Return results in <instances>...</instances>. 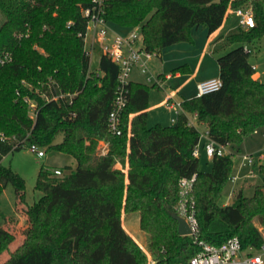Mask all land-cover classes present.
Wrapping results in <instances>:
<instances>
[{
    "label": "trees",
    "instance_id": "obj_1",
    "mask_svg": "<svg viewBox=\"0 0 264 264\" xmlns=\"http://www.w3.org/2000/svg\"><path fill=\"white\" fill-rule=\"evenodd\" d=\"M103 2L108 23L139 28L144 48L156 54L193 41V28L214 32L229 9L252 7L256 25L225 37L231 47L217 57L223 87L182 100L173 124L148 125L152 86L131 81L122 133L116 135L109 131L108 117L119 67L102 54L92 70L84 40L88 17L83 11L94 0H0L5 17L0 25V164L25 143L68 153L77 162L61 177L40 170L36 189L42 195L28 206L30 224L0 264H148L122 224L123 213L133 211L150 236L155 264L186 263L201 250L199 241L220 245L237 236L243 248H260L264 180L253 196L240 189L232 204L220 205L232 177V154L213 156L211 170H201L200 156L194 155L201 131L188 122L197 114L211 139L233 148L257 131L264 134V82L254 77L249 61L251 44L264 38V0ZM61 133L63 140L55 143ZM101 141L107 143L106 153L99 149ZM260 171L264 175V164ZM193 174L199 230L195 236L180 235L171 212L183 216L178 182ZM3 190L0 183V196ZM13 219L0 222V255L15 241L5 225Z\"/></svg>",
    "mask_w": 264,
    "mask_h": 264
},
{
    "label": "rangeland",
    "instance_id": "obj_2",
    "mask_svg": "<svg viewBox=\"0 0 264 264\" xmlns=\"http://www.w3.org/2000/svg\"><path fill=\"white\" fill-rule=\"evenodd\" d=\"M232 21L238 23L236 17L231 18ZM5 17L0 10V25L4 22ZM108 26L119 33L125 34L128 31L126 28L120 27L112 22L108 23ZM92 31H89V39L86 47L91 52V69L97 70L99 67V61L102 55L100 49L92 50ZM230 49V48H229ZM228 49V50H229ZM252 52L249 56L251 63H259L264 70V38L262 40L255 41L251 44ZM227 50V51H228ZM226 51V52H227ZM224 53V52H223ZM223 53H218L221 55ZM151 68V66H150ZM152 69V68H151ZM150 69V70H151ZM264 82V79L261 78ZM148 85H152L153 82L146 81ZM151 91H156V88H152ZM31 107L35 109L36 104L29 100ZM154 104V98L152 97L150 105ZM179 109V107H178ZM34 116V112H31ZM176 113L170 112L162 106L151 108L148 116V125L150 127L157 124L169 125L175 123L173 118L176 119ZM198 129L203 133L205 127L201 124H197ZM63 140V134H59L55 140V143H59ZM105 142L101 141L99 149H103ZM205 138L202 136L199 143V156H200V169L204 171L211 170V159L207 156L204 148ZM42 148V147H41ZM45 151L44 157H39L37 153L32 152L27 146L8 153L1 161L0 164V183L4 184V190L0 196V222H4L6 217H13V220H8L5 224L13 234L16 236L15 241L10 245L9 250L0 255V263L3 262L22 242L24 232L28 228L30 222L28 219V206L37 201L42 193L36 189V183L40 170H48L52 173L56 169H60L63 174L70 172V170L77 167V162L74 157L68 153L55 150L42 148ZM232 154L234 161L232 177L238 176V180H232V177L227 181L224 186L220 205L232 204L234 196L238 190H242L245 196H253L255 187L263 183L264 175L260 171V165L264 164V134L261 131H257L252 136L246 138V140L239 147L229 146L227 148ZM102 151V150H101ZM244 154L252 155L256 164L253 166L243 165L242 156ZM117 168H121L120 163L116 164ZM254 172L253 176H248L251 172ZM60 175L61 176H63ZM122 224L124 229L140 244L143 252L148 257V264H152L153 256L150 252V236L147 232L141 229L140 226V213L133 211L129 213H123Z\"/></svg>",
    "mask_w": 264,
    "mask_h": 264
},
{
    "label": "built area",
    "instance_id": "obj_3",
    "mask_svg": "<svg viewBox=\"0 0 264 264\" xmlns=\"http://www.w3.org/2000/svg\"><path fill=\"white\" fill-rule=\"evenodd\" d=\"M238 17V24L241 28H253L256 25V19L252 7L238 8L233 11ZM83 15L88 17L87 32L84 35L85 44L89 39V31L92 33V50L98 46L102 54L107 55L119 67L118 87L115 95L113 107L108 117V128L113 134L120 135L121 119L128 100V85L131 82V74L135 67H139L142 73L148 72V61H150L156 53L147 51L142 44V34L139 28H135L126 34H122L112 30L108 26V22L104 17L103 0H94V5L83 11ZM87 48V47H86ZM245 51L250 48L245 45ZM92 51H90L91 54ZM255 68V67H254ZM152 78L149 77L148 81ZM223 87V81L220 77H212L198 83V96L218 91ZM166 104L171 109L176 110V114L181 112V102L167 100ZM179 107V110L177 108ZM197 118V114H193ZM176 120V119H175ZM175 120H173L175 122ZM189 125H196L190 119ZM205 138L204 148L207 156L212 159L213 156H222L231 153L227 150L229 146L218 144L209 137V133L205 130L201 132V137ZM2 138L5 136L2 134ZM25 140H23L24 143ZM32 152L37 153L39 157L45 156V151L36 143L24 144ZM199 146V145H198ZM198 146L194 149V155L199 156ZM102 153H106L107 143L103 145ZM243 165L253 166L256 164L252 155L244 154L242 156ZM56 175H62L60 169L54 171ZM252 171L248 176H253ZM238 176H233L232 180H238ZM196 174L191 177H182L178 182L180 188V204L179 208L183 212L192 236H195L199 230V223L195 213V201L193 198L194 183ZM201 250L192 256L186 263L180 264H264V244L260 248H243L240 239L237 236L231 237L220 245H213L198 242ZM155 264V261H151Z\"/></svg>",
    "mask_w": 264,
    "mask_h": 264
},
{
    "label": "crops",
    "instance_id": "obj_4",
    "mask_svg": "<svg viewBox=\"0 0 264 264\" xmlns=\"http://www.w3.org/2000/svg\"><path fill=\"white\" fill-rule=\"evenodd\" d=\"M233 11L234 9L228 10L223 24L214 32H210L208 28L202 26L193 28L191 32L193 41H183L164 48L148 61L147 73H142L138 66L133 69L131 81L147 84L146 81L151 77L150 82H153L151 86L156 88V91L150 90L148 116L150 109L157 106L176 113L175 109L168 107L167 100L182 102L184 99L198 96L197 86L200 81L219 77L218 53H225L231 47L225 44V37L241 28L237 22L234 23L231 19L232 17L238 19ZM128 32L129 30L125 34ZM252 65L256 69L254 77L258 80L264 79L262 65L259 63H252ZM179 67L181 69L176 70ZM152 97L154 104L151 106ZM177 110L179 109L177 108ZM190 118L196 125H203L194 116ZM173 120L175 119L173 118ZM203 126L205 127V125ZM107 148L108 146L106 150Z\"/></svg>",
    "mask_w": 264,
    "mask_h": 264
},
{
    "label": "water",
    "instance_id": "obj_5",
    "mask_svg": "<svg viewBox=\"0 0 264 264\" xmlns=\"http://www.w3.org/2000/svg\"><path fill=\"white\" fill-rule=\"evenodd\" d=\"M172 217L178 222V233L180 235H191V229L186 219L177 212H171Z\"/></svg>",
    "mask_w": 264,
    "mask_h": 264
}]
</instances>
